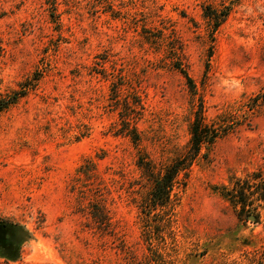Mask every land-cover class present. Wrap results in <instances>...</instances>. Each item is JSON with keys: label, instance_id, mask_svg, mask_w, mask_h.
<instances>
[{"label": "rangeland", "instance_id": "rangeland-1", "mask_svg": "<svg viewBox=\"0 0 264 264\" xmlns=\"http://www.w3.org/2000/svg\"><path fill=\"white\" fill-rule=\"evenodd\" d=\"M204 4L229 6L214 32ZM35 77L0 112V264L143 262L137 157L160 168L176 156L200 105L206 123L233 128L191 165L174 240L152 244L165 238L164 264H248L264 249V200L249 194L238 214L220 189L264 179V101L243 116L264 92V0H0V92ZM121 114L137 116V146ZM103 199L108 232L89 215Z\"/></svg>", "mask_w": 264, "mask_h": 264}, {"label": "trees", "instance_id": "trees-1", "mask_svg": "<svg viewBox=\"0 0 264 264\" xmlns=\"http://www.w3.org/2000/svg\"><path fill=\"white\" fill-rule=\"evenodd\" d=\"M228 9L229 6L216 8L210 4L203 5V15L209 22L210 30L212 32H214L225 20L228 14ZM50 16L56 18L53 10L50 13ZM146 39L148 40V38ZM160 39L162 40V37H159V41H161ZM173 67L184 77L191 94H193L195 85L187 71L178 62L173 64ZM36 79V77L32 78L31 82L20 85L18 89L9 90L3 93L0 92V112L6 110L8 107L15 104L20 98L24 97L28 90L33 87ZM115 89L118 91V87ZM263 101L264 92L255 95L252 98L251 103L246 106L247 109L244 110V118L249 119L256 111L257 106ZM134 105L135 106H133L132 110H130L133 111V113H137L136 105H139L141 108V104L137 103ZM221 116L222 115L217 117V120L219 121L214 120L213 123H206L200 105V108L193 113V118L188 126L189 138L185 147L160 168H156L151 159L145 154L137 157L136 164L140 169L142 176L149 184L147 191L141 196L137 204L139 213H141L144 221L143 234L146 238L145 241L148 244L149 254L145 256L143 262L139 261L135 264L166 263V261L162 259V253L158 252L159 248L162 249V247L166 245L165 238H162L163 240L161 242H157L156 247L152 244L151 238L155 235L154 233H156L157 236L160 232H164L168 236L170 235L169 237L174 240V236L172 235V224L175 221V207L179 201L178 193L179 190L185 186L191 165L200 157L206 159L208 151L215 144L216 140L233 128H230L229 124H227L228 122L221 120ZM136 119L137 116L134 118V116L127 114V116L124 117L121 114V126L118 128L123 135L128 136L135 146H137L140 141L139 131L134 122ZM202 149H205V151L203 152ZM87 161L89 166L93 165L91 161ZM254 177L256 180L254 185L250 188L244 187L237 181L231 183L229 186L220 187L221 195L226 199H229L233 207L238 208V214H242L245 210L248 211L252 206L251 200H247L249 194L254 195L256 200H264V179L261 178L259 174H255ZM90 207L89 215L96 224L95 227L103 232L110 231L111 217L104 204V199L101 202L99 201L98 203L94 202L90 204ZM149 220H152L154 224H148L147 222ZM154 227L158 230L155 231ZM247 263L264 264V249L247 258Z\"/></svg>", "mask_w": 264, "mask_h": 264}, {"label": "water", "instance_id": "water-1", "mask_svg": "<svg viewBox=\"0 0 264 264\" xmlns=\"http://www.w3.org/2000/svg\"><path fill=\"white\" fill-rule=\"evenodd\" d=\"M249 217H250V218H253V216H252V215H249Z\"/></svg>", "mask_w": 264, "mask_h": 264}]
</instances>
